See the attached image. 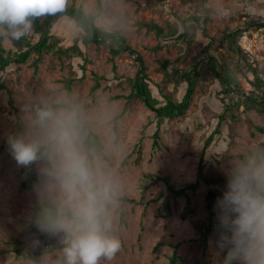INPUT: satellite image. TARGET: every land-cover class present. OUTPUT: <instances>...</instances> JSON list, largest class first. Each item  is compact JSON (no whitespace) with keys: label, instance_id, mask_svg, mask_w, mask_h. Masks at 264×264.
<instances>
[{"label":"rangeland","instance_id":"rangeland-1","mask_svg":"<svg viewBox=\"0 0 264 264\" xmlns=\"http://www.w3.org/2000/svg\"><path fill=\"white\" fill-rule=\"evenodd\" d=\"M89 3L101 5L97 20L108 29L122 31L128 42L144 55L153 81L176 96L183 95L186 84L181 83L174 91V82L167 80L162 62L181 55L179 67L185 68L194 59H203L206 43L212 36L216 37L212 47L218 45L219 49L211 48L210 52L218 53L240 76L246 94L254 89L250 77L245 75L248 69L241 72L221 38L227 31L240 30L248 20L258 21V25L263 22L264 0H89ZM183 21H187V28L181 27ZM148 23L160 25L164 34L174 26L179 31L185 30L188 41L161 42L156 27ZM59 32L64 34L62 27ZM87 55L85 76L74 80L73 94L93 117L92 128L101 143L107 139L118 146L113 163L123 172L126 183L122 210L117 217L121 248L111 260L102 258L100 264H170L175 249L179 253L178 264H218L215 234L208 233L204 248L203 234L194 223L208 215L205 186L173 197L165 192L163 180H149L148 176L150 173L168 176L172 184L181 187L198 178V167L203 162L205 174L218 180V194L222 196L226 186L223 168L228 155H235L249 144H264L263 107L251 104L245 96L240 105L232 104L233 96H226L223 102L224 95L218 93L221 85L206 66V60H202L191 107L185 115L162 121L159 142L154 144L157 125L154 110L140 99L128 102L126 97L132 88L129 77L140 68L136 53L114 55L108 43H89ZM33 59L34 56L21 63L19 70L11 68L7 75L19 107L18 118H11L6 106L0 105V264H38L41 256L47 257L48 264H60L63 256L64 245L59 237L42 235L31 222L35 193L33 187H22L29 166L16 162L9 151L7 136L19 127L23 109L29 102L40 95L63 92L64 79L74 77L76 71L81 74V70L76 62L73 68L70 58L62 62L52 53L45 54L37 70ZM97 79L101 86L93 92ZM250 82L252 88H247ZM230 103L232 106L225 111L221 123V134L216 132L211 146L203 151L206 138L218 124L219 114ZM246 104L251 106L247 108ZM125 105H129V110L118 116ZM33 237L41 241L39 247L30 245Z\"/></svg>","mask_w":264,"mask_h":264},{"label":"clouds","instance_id":"clouds-1","mask_svg":"<svg viewBox=\"0 0 264 264\" xmlns=\"http://www.w3.org/2000/svg\"><path fill=\"white\" fill-rule=\"evenodd\" d=\"M70 0H0V29L19 40L36 18L63 14ZM101 5L82 0L78 15L95 22ZM66 26L80 36L81 21ZM100 27L106 30L105 25ZM19 127L7 145L16 162L34 166L36 203L31 222L41 234L63 242L60 264H100L121 248L117 217L126 191L125 177L114 166L118 146L97 144L93 117L69 90L40 95L23 109ZM226 186L216 209L218 264H264V144H249L228 155ZM41 241L33 237L32 247ZM38 264H48L41 256Z\"/></svg>","mask_w":264,"mask_h":264},{"label":"trees","instance_id":"trees-1","mask_svg":"<svg viewBox=\"0 0 264 264\" xmlns=\"http://www.w3.org/2000/svg\"><path fill=\"white\" fill-rule=\"evenodd\" d=\"M79 7L80 4H77L76 1H72L69 2L67 10L63 14L58 13L55 16L36 18L34 20L32 30L19 40L10 38L4 29H0V105L6 106V111L11 118H18L19 116V107L16 105L13 92L14 88L9 86L7 80V75L11 68L19 70L22 66L21 63L27 62L32 56H34L32 62L37 70L39 68L40 61L44 58L46 53H52L53 55L59 57L62 62L66 58H70V63L73 68L76 62V65H78L81 70V74L76 71V75L74 77L71 76L64 79L66 89L73 94L74 80H81L85 76V62L88 60L87 48L89 43L97 45L108 43L111 45V50L114 55L122 54L125 56H132L136 53L137 60L140 62V68L134 76L129 77V82L132 88L131 92L126 95V97L128 98V102L133 99H140L154 110L155 118L157 120V125L153 133L154 144L159 142L158 140L161 135L160 125L162 121L171 120L178 116L185 115L191 107L196 86L201 75L199 64L202 60H206V66L209 67L214 78L218 80V83H220L221 88H218V93L224 95L221 97L223 102H225L226 96H233L234 99L231 98L232 104L240 105V101L245 96V99L249 100L251 104L263 107L264 109V62L259 63L257 67L247 65L246 59L242 56V52L238 46V36L241 32L239 28L227 31L221 40L225 41V44L228 47V52L230 53V58L233 60L234 58L236 59L237 65L241 68V70L244 68L248 69L247 72L244 70L241 72H245L246 77H250V81L254 85V89L251 93H245L240 76L237 75L229 67V65H227V61L225 59H221L218 53L217 55L210 52L211 48L216 51L219 49L218 45L212 47V44L216 39V37L212 36L206 43L203 53L205 57L203 59H194L192 63L185 68L179 67V63L182 60L181 55L175 60L166 59L162 62L161 68L165 72L167 80L174 82V91L181 83L186 84L183 95L178 97L174 93L165 90L160 83L153 81L148 74V65L146 64L144 55L137 51L128 42L127 37L122 33V31L119 29H108L106 26V30H104L100 27L101 23L97 19L94 23L85 20L78 15ZM71 16H77V18L81 21L82 30L80 36H73L66 26V21ZM193 17L196 18V15ZM186 22L187 21H183L181 23V27L187 28L188 23ZM256 22L258 21L251 19L246 23L257 24ZM148 24L149 26L152 25L156 27L157 34L161 42H170L182 39L188 41L185 30L179 31L176 26L172 27L170 31L164 34L160 25L155 23ZM260 24L264 25V21ZM60 27L63 28L62 30L64 31V34L59 32ZM112 60H114V58ZM113 68L114 70L117 68L116 62H114ZM100 86L101 81L97 79L92 87V91L94 92ZM155 87L157 90H155ZM232 104H227L225 110L219 114L218 124L214 131H212V133L206 138L203 151L211 146L216 132L221 134V123L224 120L225 111L228 110ZM250 106V104H246L247 108ZM128 110L129 105H125L118 116H122ZM115 129L118 130L117 125H115ZM92 135L97 144H102L98 133L93 128ZM148 177L149 180H154L156 178L163 180L166 185L164 188L165 192L173 197L181 194H187L188 189L198 190L202 185L205 186L208 215L204 219L198 218L194 221V223L197 229L203 234L202 245L204 248H207L208 233L213 232L216 236L217 221L215 204L217 198L219 197V189L217 186L218 180L205 174L203 162H200L198 167V178L195 181L188 182L181 187H177L172 184L168 176H162L158 173H150ZM36 179L37 175L35 167L29 166V169L26 171V177L22 182V187L31 189ZM33 226L38 231L34 224ZM16 251L19 252L17 248ZM178 254V250L175 249L174 253L170 255V264H178Z\"/></svg>","mask_w":264,"mask_h":264},{"label":"built area","instance_id":"built-area-1","mask_svg":"<svg viewBox=\"0 0 264 264\" xmlns=\"http://www.w3.org/2000/svg\"><path fill=\"white\" fill-rule=\"evenodd\" d=\"M238 36V46L245 57L248 66L257 67L264 60V25L247 24L241 27ZM250 86L247 88H252Z\"/></svg>","mask_w":264,"mask_h":264},{"label":"bare ground","instance_id":"bare-ground-1","mask_svg":"<svg viewBox=\"0 0 264 264\" xmlns=\"http://www.w3.org/2000/svg\"><path fill=\"white\" fill-rule=\"evenodd\" d=\"M63 29V28H62ZM57 30V29H56Z\"/></svg>","mask_w":264,"mask_h":264}]
</instances>
